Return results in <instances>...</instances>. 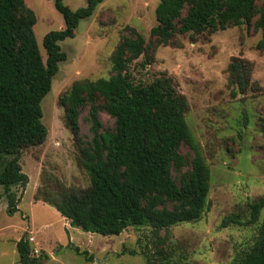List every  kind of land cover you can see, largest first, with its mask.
<instances>
[{"label": "rangeland", "instance_id": "374dc122", "mask_svg": "<svg viewBox=\"0 0 264 264\" xmlns=\"http://www.w3.org/2000/svg\"><path fill=\"white\" fill-rule=\"evenodd\" d=\"M158 1L103 0L92 15L79 21L74 37L59 42L66 59L59 63L51 88L40 102L47 135L43 143L21 150L19 163L28 182L11 187L20 195L13 215L5 211L0 185V264H20L15 243L23 233L33 254H47L45 264H237L253 245L264 221V207L252 224L221 227L220 223L231 214L246 220L249 203L264 195V47L259 46L263 31L255 26L261 2L248 23L194 35L176 33L169 44L155 48L150 65L141 67L142 57L130 65L136 81L148 82L166 72L188 101L185 120L210 170L207 206L198 220L168 229L130 225L117 234H100L70 225L53 206L37 199L41 184L49 180L58 179L76 189L89 185L79 157L92 136V102L86 100L78 108L75 136L59 98L76 80L110 76L111 56L123 37L139 33L146 44L153 43L150 28L156 23ZM63 3L76 9L86 0ZM24 7L18 15L26 8L34 12L33 33L45 60L43 38L64 26L62 14L54 0H24ZM232 56L252 63L251 80L260 86L258 91L233 94L227 72ZM93 103L99 110L100 130L113 129V118L101 108L104 100L96 96ZM178 150L185 164L180 169L172 167L171 176L180 185V174L191 169L193 151L184 141Z\"/></svg>", "mask_w": 264, "mask_h": 264}, {"label": "trees", "instance_id": "16d2710c", "mask_svg": "<svg viewBox=\"0 0 264 264\" xmlns=\"http://www.w3.org/2000/svg\"><path fill=\"white\" fill-rule=\"evenodd\" d=\"M102 1L86 0L84 6L71 9L63 0H54L64 26L45 34L43 60L33 33L34 12L26 8L18 15L25 8L24 0H0V185L8 215L18 210L20 201L11 187H24L28 182L19 163L21 150L43 143L47 135L40 102L51 88L59 63L66 59L59 42L74 37L79 21L92 15ZM257 2L261 4L255 26L263 31L259 46L264 47V0H159L154 9L156 23L150 28L153 43L146 44L139 33L123 37L112 53L110 76L76 80L59 98L66 124L75 136L78 108L86 100L92 102V136L79 157L89 185L76 189L58 179L49 180L41 184L37 199L53 206L70 225L100 234H117L130 225L158 230L198 220L207 206L210 170L185 120L188 101L166 72L148 82L136 81L130 65L139 57L141 67L150 65L155 48L169 44L176 33L194 35L248 23ZM252 67L241 56L230 58L228 85L233 94L260 89L251 80ZM96 96L104 100L101 108L114 120L111 130H100L99 110L93 103ZM183 141L193 157L190 171L180 174L177 185L171 168L185 164L178 150ZM263 207L264 195L249 203V218L241 220L231 214L220 226L252 224ZM15 248L20 264H45L47 254H33L26 233ZM74 250L79 252L77 247ZM237 264H264V221Z\"/></svg>", "mask_w": 264, "mask_h": 264}]
</instances>
